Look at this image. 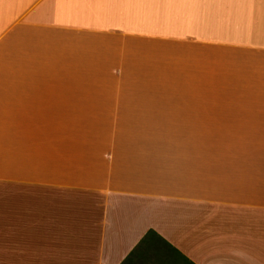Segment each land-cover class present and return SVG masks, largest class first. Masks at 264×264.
Masks as SVG:
<instances>
[{
    "label": "crops",
    "instance_id": "obj_1",
    "mask_svg": "<svg viewBox=\"0 0 264 264\" xmlns=\"http://www.w3.org/2000/svg\"><path fill=\"white\" fill-rule=\"evenodd\" d=\"M12 191L0 264H264V0H0Z\"/></svg>",
    "mask_w": 264,
    "mask_h": 264
},
{
    "label": "rangeland",
    "instance_id": "obj_2",
    "mask_svg": "<svg viewBox=\"0 0 264 264\" xmlns=\"http://www.w3.org/2000/svg\"><path fill=\"white\" fill-rule=\"evenodd\" d=\"M20 194H23L20 196ZM27 193H20L12 191L8 196L6 192H0V207H5L8 203H13V206H19L20 197H27Z\"/></svg>",
    "mask_w": 264,
    "mask_h": 264
}]
</instances>
